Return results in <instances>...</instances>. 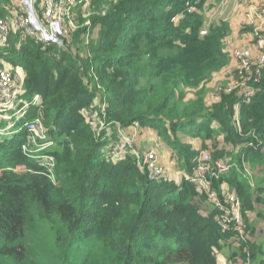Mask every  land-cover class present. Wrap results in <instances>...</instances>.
<instances>
[{
  "label": "trees",
  "instance_id": "obj_1",
  "mask_svg": "<svg viewBox=\"0 0 264 264\" xmlns=\"http://www.w3.org/2000/svg\"><path fill=\"white\" fill-rule=\"evenodd\" d=\"M207 3L95 0L85 19L75 13L63 48L11 27L0 66L22 69L31 105L20 120L0 119V264H219L230 244L245 264H264V68L250 99L222 86L207 100L231 63L232 32L207 21ZM28 118H42L52 146L33 153L43 142ZM135 124L171 151L179 180L149 179L143 152L122 139ZM225 149L232 169L201 191L191 181L201 152L214 165ZM35 156L54 158V180ZM224 189L240 200L245 235L235 221L224 228L210 199L226 206Z\"/></svg>",
  "mask_w": 264,
  "mask_h": 264
},
{
  "label": "built area",
  "instance_id": "obj_2",
  "mask_svg": "<svg viewBox=\"0 0 264 264\" xmlns=\"http://www.w3.org/2000/svg\"><path fill=\"white\" fill-rule=\"evenodd\" d=\"M95 0H24L22 11L16 10L13 12V22H8L0 17V47L5 46L8 42L9 32L11 27L21 29L23 33L33 39L46 45H55L60 48L65 46L67 37L66 24L73 27V17L77 8L87 9L90 3ZM243 4H252L254 0H240ZM260 7H254L247 14V25L252 28V38L254 48L235 47L229 53L231 59L236 63L235 72L230 78V82L224 88L225 93L237 91L244 99H250L254 93L253 83L259 80L261 71L264 68V4ZM257 4V5H258ZM88 24V22H87ZM21 75V73H20ZM7 67L0 66V119L11 121L13 119L20 120L27 115V110L31 103L24 102L21 98L22 79L23 75ZM20 77V79H19ZM222 91V89H221ZM218 95V93H217ZM41 102L40 96L36 95L33 98V105ZM22 104V105H21ZM96 104H98L96 102ZM104 107V106H103ZM105 111V107L102 109ZM89 122L95 124L97 118L94 112L89 113ZM104 122H99L100 127ZM97 123L94 125V127ZM27 130L33 137V140H40L43 143L37 144L39 147L33 151L37 153L47 147L53 145L47 138V128L44 125L42 118H36L33 121L24 124ZM140 134L138 124H135L132 131L127 135L124 134L122 139L124 145L131 146L133 141ZM42 144V145H41ZM123 147L118 148L113 158H117L122 152ZM25 150L27 148L25 147ZM43 166L46 167L47 175L54 180L55 160L51 156H35ZM139 164L145 167L151 181H156L162 178H172L166 172L165 168L158 161L157 156L153 153L140 156ZM233 167L229 161L218 160L212 165V156L208 151L201 152L197 169L191 181L195 183L201 191L210 190V182L208 177L218 178L219 175L228 173ZM173 179V178H172ZM226 206H223L217 196L211 193L210 199L214 201V205L224 210L222 223L224 228L232 221L236 222L235 230L239 234L245 235L244 224L241 215V203L239 198L226 189L223 191ZM240 239V236L237 235Z\"/></svg>",
  "mask_w": 264,
  "mask_h": 264
},
{
  "label": "rangeland",
  "instance_id": "obj_3",
  "mask_svg": "<svg viewBox=\"0 0 264 264\" xmlns=\"http://www.w3.org/2000/svg\"><path fill=\"white\" fill-rule=\"evenodd\" d=\"M214 5L209 6L208 10V15H207V21L211 22V21H218V20H230L233 16H236V11H238L237 13H240L241 10L240 8L238 9L239 4L237 3V1L240 3V5H242L243 3L240 0H214ZM258 3L264 4V0H254V2L252 3L253 6L255 7H260L262 5H259ZM258 4V5H257ZM24 7V0H10V2L5 3V2H1L0 3V15L2 12L6 13V16H3L1 18L4 19H11V23L13 22V17H10V14H12L13 12H15L16 10L20 9L21 7ZM25 8V7H24ZM238 9V10H237ZM78 10V9H77ZM76 10V19H78V15L79 14H86L85 13V9H79L78 11ZM207 12V10H206ZM205 12V13H206ZM85 19V17H84ZM66 29L68 34L71 32V30L73 28L77 27V21H75L73 23V27L70 26V24H66ZM242 28L246 29L248 28L247 25L241 24ZM14 30H16V27L13 28ZM243 29V30H244ZM245 34H248V36L250 35V31L245 30L244 31ZM230 65V64H229ZM236 67V65H235ZM235 67L233 65V67H230V70L226 72L225 78L222 81V86H227L228 83L230 82V78L233 76L234 72H235ZM20 79V77H19ZM221 87L219 86V84L217 83L213 88H209L206 87V92L208 94V98L207 100H213V99H217V93L222 92L221 91ZM97 103H99V100L96 101ZM95 125V124H94ZM145 132V133H143ZM125 142V140H124ZM158 139L156 138L155 135H153L152 132H150L149 130H143L141 131L140 135L138 137H136V139L133 141V143L131 144L133 147H139V152H143V154H149V153H153L157 156V159L159 161V156L161 157L163 154V146L161 143H159L158 145ZM111 143H107L105 145V147H108ZM195 145V143H193ZM210 142H208V146H209ZM197 145V144H196ZM214 147V146H212ZM221 145L216 147V148H224L225 146ZM138 151V150H137ZM229 149H225V159H220L223 161H229L228 158V154H229ZM205 152V151H202ZM159 155V156H158ZM174 164V163H173ZM174 168V166H173ZM175 170L177 171V166L175 165ZM174 172V169L172 171V173ZM250 172V171H249ZM251 173V172H250ZM170 176L173 178V180H177L178 175L175 174H170ZM179 180V179H178ZM254 184L257 183V181L254 180ZM203 212L204 213H208L209 211L212 210V206L211 205H203ZM237 250L238 248L236 247V245H227L223 251L219 252V264H245L243 262V260L237 256Z\"/></svg>",
  "mask_w": 264,
  "mask_h": 264
},
{
  "label": "crops",
  "instance_id": "obj_4",
  "mask_svg": "<svg viewBox=\"0 0 264 264\" xmlns=\"http://www.w3.org/2000/svg\"><path fill=\"white\" fill-rule=\"evenodd\" d=\"M214 2H215L214 0H208V3L207 4L212 7V5H214ZM237 3L239 4L238 9L240 8L241 12L240 13H237L238 11H236V16L235 17L233 16L230 20H226V21L229 22L230 27H231V31H232L230 37L225 42L226 49H227L228 52H230L235 47H243V48H250V49H253L254 48L253 38H252L251 32L249 33L250 35L247 36V34H245V32H243V29L245 27L242 28L241 24L247 25V14L249 12H251V10L255 6H253L252 4H242V5H240V3L238 1H237ZM209 6L207 8L206 16L208 15V12H209L208 10H210L209 9ZM12 15H13V13L10 14V17ZM4 64H5L4 65L5 67L13 70L14 72L19 73V75L21 73V75L24 76V72L22 71V69H20V68H13L8 63H4ZM233 65L235 67L236 63L231 59L230 65L226 69H224L223 71H221L218 74H216L213 77V79L211 80V82L206 85V87L213 88L217 83L221 87L222 81L225 78L226 72L229 71L230 70V67H233ZM207 98H208V94H207ZM217 99L208 100V101H216ZM143 133H145V132H143ZM197 142L198 141H195L194 143L196 144ZM158 145H159V143H158ZM221 147H222V145H221ZM163 148H164L163 149V153H162L163 155L161 157L158 155L159 156V162L165 168V170L168 173V175H170V174H173V175L177 174L178 175L177 180L180 179L183 176V174H182L181 171H179V170L176 171L175 170V166H174V164H173V162L171 160V151L168 150V149H166L165 147H163ZM173 166H174V168H173ZM173 169H174V172L172 173Z\"/></svg>",
  "mask_w": 264,
  "mask_h": 264
},
{
  "label": "bare ground",
  "instance_id": "obj_5",
  "mask_svg": "<svg viewBox=\"0 0 264 264\" xmlns=\"http://www.w3.org/2000/svg\"><path fill=\"white\" fill-rule=\"evenodd\" d=\"M93 2H94V1H92V4H93ZM78 10H79V9H78ZM78 10H77V11H78ZM18 11H19V10H18ZM79 11H80V10H79ZM78 25H80V24H78ZM247 27H248V26H247ZM248 28H249V27H248ZM248 28H246V29H248ZM79 29H80V28H79ZM250 29H251V28H250ZM244 35H245V34H244ZM247 36H248V34H247ZM261 73H262V72H261ZM254 84H255V83H253V85H254ZM23 100H24V99H23ZM29 102H30V101H29ZM26 116H27V115H26ZM26 116H25V117H26ZM22 120H24V119H22ZM28 121H29V118H28ZM18 122H20V121H18ZM24 122H25V121H24ZM15 124H16V123H15ZM21 124H22V123H21ZM22 125H23V124H22ZM8 126H9V125H8ZM15 126H16V125H15ZM1 133H2V132H1ZM39 155H40V154H39ZM244 169H245V167H244ZM44 170H45V169H44ZM193 176H194V175H193ZM213 192H214V191H213ZM216 193H217V192H216ZM235 195H236V194H235Z\"/></svg>",
  "mask_w": 264,
  "mask_h": 264
}]
</instances>
